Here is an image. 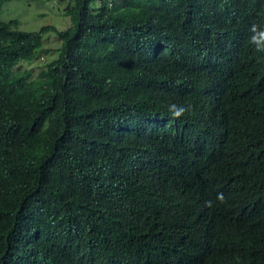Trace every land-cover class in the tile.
<instances>
[{"label": "trees", "instance_id": "16d2710c", "mask_svg": "<svg viewBox=\"0 0 264 264\" xmlns=\"http://www.w3.org/2000/svg\"><path fill=\"white\" fill-rule=\"evenodd\" d=\"M59 1L64 29L22 30L0 16V264H119L126 243L159 220L171 224L166 253L181 264L264 263V87L251 95L248 80L234 82L238 68L227 78L222 128L253 137L227 141L210 182L201 158L215 140L193 115L160 110L192 53L222 61L213 28L231 18L220 0ZM256 13L252 4L235 23L247 29ZM193 32L190 47L183 36ZM49 34L54 48L43 43ZM171 121L191 142L169 154L152 138L143 162L137 135ZM190 177L218 210L212 229L190 223Z\"/></svg>", "mask_w": 264, "mask_h": 264}, {"label": "clouds", "instance_id": "9594fccd", "mask_svg": "<svg viewBox=\"0 0 264 264\" xmlns=\"http://www.w3.org/2000/svg\"><path fill=\"white\" fill-rule=\"evenodd\" d=\"M252 4H256L257 7V13L252 15L255 20L247 29H243L235 21H246L250 16ZM220 6L231 18L230 21L217 22L213 28V33L221 45V52L218 56H221L222 61H213L212 57L204 60L203 54L192 53L188 71H186L188 74L177 77L173 81L176 83L172 82L166 87V90L173 96L170 99H163L160 106V110L166 115L174 113L177 116L193 115L198 118L197 128L202 136L205 129L206 137L215 140L211 151L201 158L205 165V182L216 180L219 176L216 170L220 160L227 156L226 145L232 136L253 137L248 131H234L235 133L228 134L222 128L228 116L220 97L224 94V84L231 71L239 69L234 82L237 80L238 83L241 78L248 80L251 95L261 91L264 87V0H220ZM202 24H194V27ZM195 32L198 33L197 30ZM195 32L183 36L189 41L190 47L198 43L195 39ZM153 43L150 40L148 44L152 51L155 48L152 46ZM225 44H230L232 47L226 49ZM238 57L243 58L242 63L231 65V60ZM196 58L200 62H197ZM202 82L206 85L205 88L201 85ZM238 113L239 111L236 110L233 117L235 118ZM172 125L171 121L167 129L151 137L140 138L137 135L138 155L143 162L144 160L146 162L147 156L154 150L152 138H157L159 148L169 154H172L174 149L183 143L182 138L187 139ZM257 142L262 149L264 141ZM188 181L189 186L184 190L183 197L187 200L191 194L195 197L193 204L187 203L192 213L190 223L202 229L207 227L212 229L214 216L218 215V210L210 199L201 196L200 192L203 191L197 178L190 177ZM225 209L221 206L219 211L228 213ZM171 240H174V234L170 223L159 220L152 225L148 224L144 226L140 235L126 243L119 258V264H181V257L177 253H166ZM240 264H248V262L244 259ZM250 264H257V262L253 260Z\"/></svg>", "mask_w": 264, "mask_h": 264}, {"label": "rangeland", "instance_id": "374dc122", "mask_svg": "<svg viewBox=\"0 0 264 264\" xmlns=\"http://www.w3.org/2000/svg\"><path fill=\"white\" fill-rule=\"evenodd\" d=\"M65 3L59 0H12L4 2L1 9V19L4 21L17 19L19 28L22 30H38L46 25H54L58 29H64L69 24V20L64 25V18L61 14ZM57 38L52 34L44 36L45 45H54ZM42 60V59H41ZM37 61H31L24 66H30L36 71Z\"/></svg>", "mask_w": 264, "mask_h": 264}]
</instances>
